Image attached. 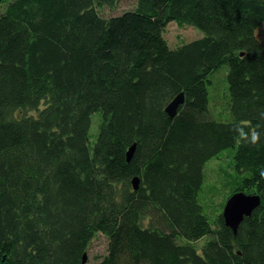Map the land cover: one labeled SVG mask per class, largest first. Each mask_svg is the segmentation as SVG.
<instances>
[{"label":"trees","instance_id":"16d2710c","mask_svg":"<svg viewBox=\"0 0 264 264\" xmlns=\"http://www.w3.org/2000/svg\"><path fill=\"white\" fill-rule=\"evenodd\" d=\"M0 1V264H264V0Z\"/></svg>","mask_w":264,"mask_h":264},{"label":"water","instance_id":"95a60500","mask_svg":"<svg viewBox=\"0 0 264 264\" xmlns=\"http://www.w3.org/2000/svg\"><path fill=\"white\" fill-rule=\"evenodd\" d=\"M184 96L183 94L177 95L166 107L165 112L170 118H173L178 110V108L183 104ZM134 152V146L129 149L127 153V159L129 160ZM134 189H137L138 180L134 179L133 182ZM261 198L255 194H246L244 192H236L232 194L226 201V204L222 211V217L224 224L229 228L234 235H236L237 230L243 220L248 218L251 213L260 206ZM85 263V259H84ZM83 263V264H84Z\"/></svg>","mask_w":264,"mask_h":264},{"label":"rangeland","instance_id":"374dc122","mask_svg":"<svg viewBox=\"0 0 264 264\" xmlns=\"http://www.w3.org/2000/svg\"><path fill=\"white\" fill-rule=\"evenodd\" d=\"M10 1H12V0H7V2H10ZM130 3H131L130 1H126L125 4H123L121 9L130 7L131 6ZM6 7H7V3L0 1V13L4 12ZM260 30L261 31H259L258 37L261 40H264V27H262ZM166 33H167L168 39L172 43L175 42L176 37H181L187 41H190V40H194L195 38H197L200 35L199 32L196 29H194L193 27L178 28L174 24H170L167 27ZM104 250H105V241L103 238H98L97 240H95L91 244L90 249L88 251V256L91 259L94 255L102 254L104 252Z\"/></svg>","mask_w":264,"mask_h":264},{"label":"clouds","instance_id":"9594fccd","mask_svg":"<svg viewBox=\"0 0 264 264\" xmlns=\"http://www.w3.org/2000/svg\"><path fill=\"white\" fill-rule=\"evenodd\" d=\"M264 116V114H262ZM234 132L236 134V139L239 140L242 144L246 145H256L260 141V132L256 128H248L237 124L234 126ZM264 175V173H262Z\"/></svg>","mask_w":264,"mask_h":264}]
</instances>
